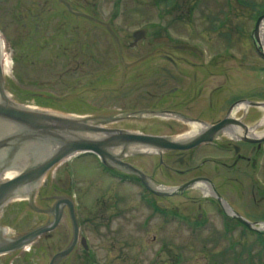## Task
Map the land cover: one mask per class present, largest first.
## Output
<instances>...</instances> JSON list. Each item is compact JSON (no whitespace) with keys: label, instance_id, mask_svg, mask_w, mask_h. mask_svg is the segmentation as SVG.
I'll return each instance as SVG.
<instances>
[{"label":"flooded vegetation","instance_id":"af4514ba","mask_svg":"<svg viewBox=\"0 0 264 264\" xmlns=\"http://www.w3.org/2000/svg\"><path fill=\"white\" fill-rule=\"evenodd\" d=\"M259 6L0 0V104L78 119L102 150L73 152L0 199V264H192L196 247H172L164 232L216 224L231 240L224 254L251 250L246 237L264 244V99L255 64L247 86L227 65L251 66L227 51L246 41L233 23L240 9L256 27ZM19 131L0 126V143ZM56 147L0 148V184L11 170L36 171ZM76 159L92 176L79 177Z\"/></svg>","mask_w":264,"mask_h":264},{"label":"water","instance_id":"95a60500","mask_svg":"<svg viewBox=\"0 0 264 264\" xmlns=\"http://www.w3.org/2000/svg\"><path fill=\"white\" fill-rule=\"evenodd\" d=\"M263 21L264 15H262L256 23L254 36L256 51L264 59V47L261 45L260 40L261 24ZM3 98L7 100L4 94ZM262 105H264V103H262ZM0 126L5 129H20L19 132L15 134L11 133L8 137L4 138L0 143V148L7 146L12 141L26 142L31 140H46L57 146V149L45 159L36 171L15 175L9 181L1 183L0 199L14 189L43 177L49 169L64 161L67 157L71 156L73 152L93 149L99 152L102 151L100 148L96 147V143L88 141L80 135L84 126L78 119L74 118L45 112H30L22 108L0 104ZM219 127L218 125L215 130L219 129ZM203 139L206 140L207 138L198 139L196 143H201ZM158 140L159 138H141V141L154 145L158 144L162 147L164 145V148L180 147L174 141H165L164 144H161ZM260 141L263 142L264 137L261 138Z\"/></svg>","mask_w":264,"mask_h":264},{"label":"rangeland","instance_id":"374dc122","mask_svg":"<svg viewBox=\"0 0 264 264\" xmlns=\"http://www.w3.org/2000/svg\"><path fill=\"white\" fill-rule=\"evenodd\" d=\"M260 3V10L264 11V8L262 9V4L264 5V0H258ZM245 12V13H243ZM239 18H234L233 23L235 24H243L244 27V35L246 37V41L244 45H237L233 44L227 53L234 52L235 54L244 55L246 56L245 60H247L251 66L248 68H240L236 69L235 66H238V63H229L227 65L231 66L233 65V70L235 73H240V77H242V80L245 81V86L248 85V81L250 79H246L247 76H252V68L253 64H255V71L254 76L255 79L258 81L259 84V90H260V98L264 99V59L260 57L256 50L255 46L251 45L249 40L247 38L248 36V30L251 28H255V22L250 24L248 22V17L252 15L251 10H242L239 11ZM243 13V14H242ZM233 17H236L235 14ZM243 17V18H241ZM249 37V36H248ZM225 44V42H224ZM261 45L263 46L262 42ZM240 70V71H239ZM261 118L264 117V111H262ZM264 128V127H263ZM60 166V165H59ZM71 167H75L78 169V175L80 178L84 179V176H92V172L90 171V174H88V170H83L82 167V160L76 159L70 164ZM264 176V172L262 174ZM247 192V191H246ZM200 194V192H198ZM207 193L206 191L204 192ZM247 197V195H246ZM213 220L216 223H220L222 221L221 217H214ZM215 223V224H216ZM221 226L216 224V228L211 229L209 231H203L201 234L192 233L190 234L185 229L178 230L174 233H171V229H168V231H165L164 233L168 236V239L171 238L172 241L175 242V244H171L172 247L175 246H190L192 245V264H206V263H215V264H264V244H261L259 241L253 239V238H245V243L251 247V250L249 251H242L241 256L238 257V254L236 252H228L226 254L223 253V250L225 247H227L228 242L231 240H228V238H225L224 235H222ZM232 237L237 239V234L234 233ZM167 239V240H168ZM252 241L255 243V245H252ZM205 247V248H204ZM204 248V249H201ZM243 253V254H242ZM190 255L185 254V257H189ZM180 259L183 258L182 255H179ZM183 261V260H182ZM188 262V261H187Z\"/></svg>","mask_w":264,"mask_h":264},{"label":"bare ground","instance_id":"6f19581e","mask_svg":"<svg viewBox=\"0 0 264 264\" xmlns=\"http://www.w3.org/2000/svg\"><path fill=\"white\" fill-rule=\"evenodd\" d=\"M260 40H261V42H262V44H263V47H264V21H263L262 24H261ZM260 124H261V125H264V117H263V119L261 120ZM14 174H16V170H11V171L8 173L9 176H13Z\"/></svg>","mask_w":264,"mask_h":264},{"label":"trees","instance_id":"16d2710c","mask_svg":"<svg viewBox=\"0 0 264 264\" xmlns=\"http://www.w3.org/2000/svg\"><path fill=\"white\" fill-rule=\"evenodd\" d=\"M264 8V5L262 4V9ZM264 14V11H261L260 10V15H263Z\"/></svg>","mask_w":264,"mask_h":264}]
</instances>
